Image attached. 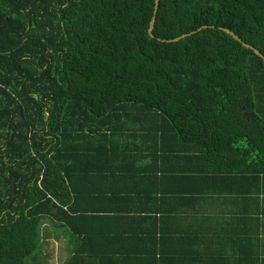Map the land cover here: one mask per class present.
<instances>
[{
	"label": "trees",
	"instance_id": "obj_1",
	"mask_svg": "<svg viewBox=\"0 0 264 264\" xmlns=\"http://www.w3.org/2000/svg\"><path fill=\"white\" fill-rule=\"evenodd\" d=\"M155 4L0 0V264H43L46 219L78 242L63 264L103 263L99 237L142 248L111 264H263L264 58L220 26L264 54V0H160L151 36ZM224 224L238 253L192 249Z\"/></svg>",
	"mask_w": 264,
	"mask_h": 264
},
{
	"label": "crops",
	"instance_id": "obj_2",
	"mask_svg": "<svg viewBox=\"0 0 264 264\" xmlns=\"http://www.w3.org/2000/svg\"><path fill=\"white\" fill-rule=\"evenodd\" d=\"M147 135H149L148 132L145 133L144 137H142V134L138 133L136 134L135 137L125 140L123 141V143H127V141L128 142L132 141L133 143L140 142L143 139L145 140ZM115 136L117 138L118 134H116ZM119 137L118 138L120 140H124L123 135H119ZM82 160L83 161L81 165L84 167L85 156L84 159ZM105 167L106 168L102 170V173L99 174L98 177H100V179L97 178L93 192H91V195L99 194V196L108 195V198L112 197L107 205H104L100 208L106 209L105 207H109L108 209H116L118 207V204L116 203L114 204L112 201L113 199L122 198V195L125 194L126 191L125 188L127 187V183L123 182V179H127L128 176L127 175L122 176V172H120L118 168L110 167L109 165H106ZM212 205H210L211 207H209V209L214 208ZM127 208H132V205H123L119 209H127ZM221 210H222L221 206H218L211 211H221ZM260 210L264 212V205L260 207ZM98 215L100 216L97 219V221L99 222L108 221V223L109 222L112 223L111 219H104L105 215L103 214H98ZM261 217L264 222V217L263 216ZM187 221L190 224V221L189 220ZM234 225H238V223ZM194 227H195L194 231L196 230L198 235H200L201 237H194V239L192 237L189 238V244L191 245L192 249L199 251L200 249L201 251L205 250L206 252H209L211 254L219 253V257H222V256H227L232 252L238 253L243 246V244H239L240 238L242 237H239V233L234 232L233 227L232 225L230 226V224H224V227L220 228L218 231H215L213 229L207 230V228H205V230H203L202 232L200 227L199 228L197 226ZM258 227L260 232L262 231L264 233V226L260 227L259 222H258ZM51 238L55 242L54 250L47 244L46 248H48V251L46 252L45 260L42 258V260L40 259V261H43V264H63L68 259L70 253L76 249V247L78 246L77 245L78 242L73 237H44L43 239L48 240L49 243V240H51ZM124 238L125 240L122 242V240L119 237H104V238L99 237L100 246H98V248L95 247L94 254L97 255V257H102L104 259L103 260L104 262L101 264H111L110 261L113 262L114 260L113 257H118L119 255H121L119 257L127 256V255L140 257L143 255L142 248L138 246L137 242L135 241V238L133 237H124ZM61 239H63V241L66 243L70 241V245H66L68 247V250H66V254H64L63 252L61 253V256H59L60 254L58 253L59 245L57 244V242H59L58 240ZM171 239H172L171 237H167L165 241L169 242L171 241ZM261 239H263V246L260 247ZM63 241L59 242L60 245H62L61 243H63ZM234 241L236 242V245H234ZM254 243H255L254 245L255 252L258 253L260 259L263 261L264 264V237H254ZM58 258L62 259L60 263L58 261ZM93 264H100V263L93 262Z\"/></svg>",
	"mask_w": 264,
	"mask_h": 264
},
{
	"label": "rangeland",
	"instance_id": "obj_3",
	"mask_svg": "<svg viewBox=\"0 0 264 264\" xmlns=\"http://www.w3.org/2000/svg\"><path fill=\"white\" fill-rule=\"evenodd\" d=\"M45 222L47 224H49V225L45 224L47 226L45 228H42V231H41L43 235L45 233H47V235H45V237H65L64 234L60 233L59 230H56L55 228H53L52 225H50V222H49L48 219H46ZM66 237H68V236H66ZM58 241L59 242H62L63 239L58 240ZM47 242H48V240H46V239H42L41 240V245H40V248L38 249V251L39 250L42 251L41 253H39V256H38L41 260H42V258L45 260L46 252L48 251V248H46L47 247L46 245L47 244L48 245L50 244L49 246L52 249L55 246V242H54V240L52 238H51V240H49V243H47ZM50 242H52V243H50ZM59 242H57V244L59 245V247H58V253H60L59 256H61V253H63V252H64V254H66V250H68V247L66 245H70V241H68L67 243L63 241V243H61L62 245H60ZM63 245H65V246H63ZM58 261L60 263L62 261V259L58 258ZM28 264H36V260L34 259L33 256H31V257L28 258Z\"/></svg>",
	"mask_w": 264,
	"mask_h": 264
},
{
	"label": "water",
	"instance_id": "obj_4",
	"mask_svg": "<svg viewBox=\"0 0 264 264\" xmlns=\"http://www.w3.org/2000/svg\"><path fill=\"white\" fill-rule=\"evenodd\" d=\"M159 3H160V0H156L154 16H153V18L151 20L150 27H149V33H150L151 36H155L153 30H154V27H155L156 12H157ZM220 28L223 29V30H225L226 32L230 33L231 35H233V37L235 39L241 41L244 46L249 47V48H252L256 53H258L260 56H262L264 58V54L258 48H256L254 45H252V44H250L248 42H245L234 30H232L229 27H225V26H220ZM189 34L190 33H183L182 35L176 36V37L171 38L169 40H171V41L172 40H178V39H180V38H182L184 36H187Z\"/></svg>",
	"mask_w": 264,
	"mask_h": 264
}]
</instances>
